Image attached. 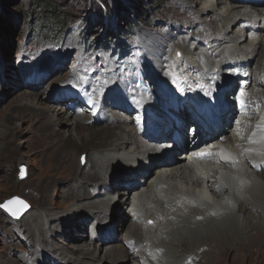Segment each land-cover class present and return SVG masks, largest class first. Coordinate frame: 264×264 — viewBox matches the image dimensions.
<instances>
[{
	"label": "bare ground",
	"instance_id": "1",
	"mask_svg": "<svg viewBox=\"0 0 264 264\" xmlns=\"http://www.w3.org/2000/svg\"><path fill=\"white\" fill-rule=\"evenodd\" d=\"M176 1L182 5H188L191 1L195 5H202L203 9L198 8L201 11H195L187 17L189 22L192 16L198 20H192L194 22L190 23L189 27H183L185 34L182 37L181 29L176 30L173 37L168 33L159 35L172 49L178 45L182 50L174 49L172 55L167 56L172 63L165 64L166 73L163 75L157 66H152V70L148 69L147 74L126 67L129 70H124L126 76L118 68L103 66V69L110 68L108 71L112 72L96 87L91 83L88 73L80 78L81 80L75 81L76 77L67 74V80L66 74L62 78L59 72V81L56 82L53 78L50 80L51 85L45 90V99L37 92L21 90L15 93L10 101V110L0 126V134H9L10 136L3 137H6L7 141L6 138L4 140L8 146L15 145V135L20 130V125L26 126L30 145H35L40 159L45 161L44 167L39 170L36 196L41 203L58 197V201L52 199L53 202L50 203L56 205V208L39 206L37 213L33 214L32 208L27 210L28 213H25L23 218H19L24 221L23 231L27 230L31 242L35 245L33 250L25 251V258L30 264H41L38 260L42 256V250L50 251L58 255L60 261H64L61 263L59 260H48L43 264H174L169 262L168 257H178L174 253V250L178 252V249H181V264L193 255V259H198L199 262H189L191 264H224L228 255L232 256L230 264H264V187L248 183L251 174L246 175V171H242L247 169L245 165L250 169L248 161L258 162L261 164L260 168L254 166L250 173L258 175L264 183V163H259L264 160V118L256 117L251 124L246 121L250 116H245L239 121L236 130L228 132L225 130L228 128L226 126L220 131L217 136L218 144L212 149V153L216 159L225 162L223 167L211 160H208L206 165L198 166L193 161L183 159L181 151L177 155L176 147L173 155L167 158L169 162L160 166L158 162L162 157L150 155L148 149L141 144L147 127L154 126L155 121H139L140 116L148 110L147 107L160 108L157 101H168L166 95L174 93L173 91L178 97L181 90H189L192 100H196L199 107H204L205 92L215 91L220 83L214 80H220V72L229 69L221 65L225 60L240 56L244 63V60L248 59V65L254 71V62L258 55L261 60L264 58V46L261 44L264 41V1L253 6L258 17H255L253 22L248 18L253 16L239 11L237 0H218L216 5L214 0ZM227 1L232 4L225 5ZM256 19L259 21L258 29L253 36L248 37L245 22L255 24ZM190 37L207 44L203 48V55L208 56L202 64L198 62L197 65L196 59L201 53L196 52V55L191 52L193 43L189 40L188 45L184 44ZM243 37L246 39L242 40ZM213 42L215 43L212 46ZM50 56L36 52L33 60L36 68H30L31 62L22 64L23 69L17 71L20 77H35L31 76L32 72L41 75L39 80L37 78L38 81L29 80L24 82V85L40 88L49 78L50 74L42 63L47 62ZM258 64L260 67L257 65V69L264 68V61H259ZM55 65L60 67L59 64ZM167 79V83L163 82ZM230 79L231 83L233 79ZM222 81L226 82L224 77ZM72 82L75 84H71ZM251 82L261 86V79L254 72L251 74ZM58 84H62L60 88L57 87ZM68 85H74L73 92L82 95L80 99L68 100H73L78 105L85 103L86 106L88 103V107L84 109L86 111L93 105V111L88 115L76 114L74 109L64 105L68 101L63 100L61 96L57 99L54 97L69 91L66 88ZM17 86L23 87L18 83ZM252 92L254 94V91ZM254 95L250 96V106H257L261 101V95ZM254 98H257V101ZM44 100L51 104L43 103ZM56 104L62 108H56ZM230 112L228 110L227 113ZM95 122L105 124L92 130L88 129V125H94ZM129 125L131 129L127 130ZM61 126H70L72 129L68 134H64L65 130L61 129ZM84 129L88 131L84 132ZM166 129L167 127H164L162 136L165 135ZM258 144L261 147L258 146L257 150L246 149ZM81 145L85 147L81 148ZM81 150L83 152L77 154V160L80 156L82 161L79 159V162L82 163L72 165L69 151L74 154ZM245 150L247 153H244ZM146 155L149 156L148 162H143ZM135 165L143 168H135ZM120 171H124L122 176H119ZM145 172L147 174L144 176ZM56 174L58 176H54ZM24 177L25 166L22 165L20 178ZM67 177L72 182L71 189L55 193V188L65 182ZM115 187L122 188L114 190L118 199H115L116 196L109 197V190ZM215 197H220L221 200L216 202ZM128 199L131 203L130 207H125L130 217L128 230L123 234V239L117 242L113 232L121 230V225L119 230L117 229L115 219L120 213L118 208H110L109 205L116 201L123 209ZM119 216L116 218L122 224L125 220ZM77 220L82 225L90 220L86 227L90 232L86 236L95 244L93 248L85 245L71 247V243L63 247L62 243L47 239L48 233L53 231L55 225L58 227V224H66L69 230L64 234L72 230V224H75L77 229L80 228ZM98 229L113 234L114 239L94 240L93 234ZM253 231L255 234H252ZM105 243V252L102 256L99 254L101 258H96L102 251L99 246ZM199 248L201 250L197 253Z\"/></svg>",
	"mask_w": 264,
	"mask_h": 264
},
{
	"label": "rangeland",
	"instance_id": "2",
	"mask_svg": "<svg viewBox=\"0 0 264 264\" xmlns=\"http://www.w3.org/2000/svg\"><path fill=\"white\" fill-rule=\"evenodd\" d=\"M217 1L218 0H214L215 5ZM230 4L232 3L227 1L225 5ZM225 5L223 7H225ZM198 8L203 9L202 5H195V3L191 1L188 5H182L176 0H0V126L3 124L5 115L10 110V101L13 99L15 93L21 90H27L37 92L45 99V90L50 87V80L53 78V80L56 79V82L59 81V72H61L60 77L62 78H64L63 76L66 74L65 79L67 80L68 76L76 77L75 81L78 79L81 80L80 78L88 73L91 83L96 87H99L106 78L109 77L108 73L112 71L108 70L111 67L118 68L119 71L126 76V72L129 71L126 67L128 69L135 68L141 71L140 73L145 72L147 74L148 69H151L152 66H157L162 71L163 75L166 73V71H164L165 64L172 63L167 56L172 55L174 49L179 51L182 50L179 49L178 45L174 46L172 49V46L168 42L162 41L159 35H166L168 33L173 37L176 35V30L181 29L180 37H182L183 34H185V29H183V27H189L190 23L198 20L194 16L191 17V22L187 20V17L193 15L195 11H201ZM217 8L216 6L215 9ZM219 10L221 11V8ZM192 20L194 21L192 22ZM181 31H184V33ZM237 35L239 36L238 33ZM189 40L193 43V46H191L193 50L191 52L201 53L200 56L197 55V53V57L195 55L197 65L198 62L202 64L206 56H208L203 55V48L206 47L207 44L203 41L195 40L193 37L188 38L184 44L188 45ZM153 42L156 43L153 44ZM176 42L177 41H175V43ZM214 43L215 42L212 43V46ZM261 44L264 46V41ZM261 50L262 48L260 47V54ZM36 52L51 55L50 58H48L50 62L47 61L44 64L42 63V66L46 67L50 75L49 78L40 85V88H33L23 83L27 80L39 78L41 75L34 72H32L31 76L35 77L32 78L26 76L20 77L18 75V72L23 69L22 64H29L31 62L32 67L30 68L37 67L33 61L35 60L34 55ZM259 61H264V58L261 60L260 55H258V58H256L254 62V74H256V76L258 75L261 79V86L254 85L252 91H254V96H256V94L261 95V98H259L261 101L259 105L251 106L249 113L246 115L250 116L247 122L251 124L252 120L260 115V110L264 109V68L257 69ZM100 62L107 63V65H101ZM55 64H59L60 67H57ZM103 66H110V68L105 70ZM168 80L169 79L163 82L167 83ZM17 83L21 84L23 87H18ZM71 84H75V82ZM61 85L58 84L57 87L60 88ZM66 88L73 92L75 86L68 85ZM63 94L64 93H62V95ZM254 99L257 100V98ZM43 103L51 104L45 100ZM69 105L71 108L74 107V112L76 114L82 113L88 115L90 111H93V105H91L92 107L88 111L83 110L86 107L74 106L72 102H70ZM55 106L56 108H62V106L58 104ZM16 122L18 124V121ZM103 124L105 123L95 122L94 125H88L90 126L88 129L92 130ZM60 128L65 130L64 134H68L70 129H72L70 126H61ZM26 129L25 125H20V130L15 135V145H7V138L5 137L6 141L4 140L5 138H3L7 136V134H5L6 132H4V136H2V133L0 134V204L12 196H17L29 205L28 211L33 208V214H35L39 211V206L41 208H46V206L55 207L56 205L50 203L53 202L52 199L58 201V197H53L50 201L41 203L36 196L37 193L35 188H37V183L39 181V170L44 167L45 161L44 159H40L41 156L37 153L35 145H30L29 133ZM126 129H131V126H127ZM71 131L73 132V130ZM83 131L87 132L88 130L84 129ZM8 136L10 135L8 134ZM258 146L259 144L256 147L252 146L246 149H251L250 151H253L261 147V145ZM83 147H85V145H81V148ZM262 147L264 146L262 145ZM79 152L83 151L81 150L74 154L72 151H69L73 159H71L72 165L77 166V162L78 164L82 163L79 162L80 156L77 160V154ZM244 153H247L246 150ZM82 154L87 153H81V155ZM80 161L82 160L80 159ZM255 163L257 164L258 162L248 161L250 169L256 167ZM22 165L25 166L24 178H20V169ZM245 167L249 171L245 168L242 171H246V175L251 174V176H249L251 178L247 182L250 184L256 183L257 185H255L260 188L264 187L261 178L255 173H250V169L246 165ZM123 173L124 171H120L119 176H122ZM54 176L58 175L56 174ZM94 181L95 179L91 181V183ZM116 181L118 182L119 180L116 179ZM71 184V180L67 177L65 178V182L55 188L54 192L59 193L60 190L64 191V189L66 190L67 188L71 189ZM90 189L91 186L89 190ZM121 189L122 188H117L114 190ZM126 192L127 191H125V193ZM113 195L118 196L116 192L113 193ZM131 198L130 201L132 200ZM215 198L216 202L221 200L220 197ZM130 201L128 199L123 209L117 205L118 202H113V204L111 203L109 205L110 208H118L120 216H116L125 220L121 224L115 216L117 229L119 230L120 225L122 226L119 232H113L117 237V242L123 239L128 230L130 217L127 215L128 210H125V207H130ZM28 211L25 213H28ZM124 212L125 214H123ZM235 215H237V213ZM77 222L79 223L78 220ZM88 223H90V220L85 222L84 225L79 223L81 226L78 229L75 227V224H72V230L70 232L68 231L66 234H64V232L67 231V229L69 230L66 224V226H60L58 224V227L55 225L53 231L48 233L47 239L58 244L62 243L61 245L63 247L71 243V247L73 245H85V247L93 248L95 244L87 239L86 236L90 232V230L86 229ZM23 224L24 221H21L19 218H13L5 210L0 208V264H30L27 258H25V251L27 252L29 249L33 250L35 245L31 242L27 230H25V232L23 231L25 229V225ZM191 228L194 229V227ZM34 231L36 233V229ZM61 234L64 236L62 237ZM81 234L83 235L81 236ZM252 234H255V231H253ZM72 235L73 238L71 239ZM111 239H114L113 234L111 235L110 240ZM175 243H177V241ZM106 245L105 243L99 246L102 248V251L98 253L96 258L103 255ZM172 250H174V248ZM180 250L181 249H178V252L174 250V253L178 255V257L173 259H170L172 257H168L169 262L181 264L180 258H182V255L180 254ZM200 250L201 248L195 251L198 253ZM193 257H195V255L186 258L182 261V264H191L193 261L198 263V259L195 260ZM231 258L232 256L228 255L224 260V264H230ZM48 260H59L61 263L64 262L63 260L60 261L61 259H59L58 255L47 250L46 252L42 250V256L39 257L38 261L43 264ZM36 264L40 263L37 262ZM242 264L249 263L242 262Z\"/></svg>",
	"mask_w": 264,
	"mask_h": 264
},
{
	"label": "snow or ice",
	"instance_id": "3",
	"mask_svg": "<svg viewBox=\"0 0 264 264\" xmlns=\"http://www.w3.org/2000/svg\"><path fill=\"white\" fill-rule=\"evenodd\" d=\"M177 55H179V53H177ZM258 127H259V126H258ZM250 142H252V141L250 140ZM250 150H251V149H249V151H250ZM199 155L203 156V155H205V153H201V154H199ZM13 203H18V204H20V205H21V208L18 209V210H16V211H13V210L9 207V205H10V204H13ZM26 207H27V205H26L23 201H20L19 198H13L12 200L5 202L4 204H0V208H4V209H6V210L9 211V213H10L11 215H13V216H17V215L19 214V212L22 211V210H23L24 208H26Z\"/></svg>",
	"mask_w": 264,
	"mask_h": 264
},
{
	"label": "water",
	"instance_id": "4",
	"mask_svg": "<svg viewBox=\"0 0 264 264\" xmlns=\"http://www.w3.org/2000/svg\"><path fill=\"white\" fill-rule=\"evenodd\" d=\"M177 53H180V52L178 51ZM13 198H19V197H17V196H12L11 198L4 200L1 204H4L5 202L10 201V200H12ZM19 200H20V201H23V202L27 205V207L24 208L22 211H20L19 214H18L17 216H13V215H11V214L9 213V211H7V210L4 209V208H2V209L5 210V211H6L10 216H12L13 218H20V217H21V216H22V215H23V214L29 209V205H28L23 199H21V198H19ZM9 207H10L13 211H16V210H18V209L21 208V205L18 204V203H13V204H10Z\"/></svg>",
	"mask_w": 264,
	"mask_h": 264
},
{
	"label": "trees",
	"instance_id": "5",
	"mask_svg": "<svg viewBox=\"0 0 264 264\" xmlns=\"http://www.w3.org/2000/svg\"><path fill=\"white\" fill-rule=\"evenodd\" d=\"M1 24V23H0Z\"/></svg>",
	"mask_w": 264,
	"mask_h": 264
}]
</instances>
